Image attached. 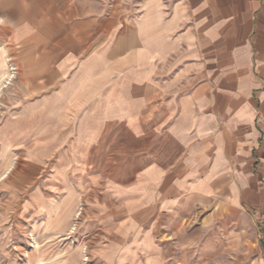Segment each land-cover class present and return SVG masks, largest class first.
I'll list each match as a JSON object with an SVG mask.
<instances>
[{"label": "crops", "instance_id": "0c3cea01", "mask_svg": "<svg viewBox=\"0 0 264 264\" xmlns=\"http://www.w3.org/2000/svg\"><path fill=\"white\" fill-rule=\"evenodd\" d=\"M11 58L29 264H264V0H0Z\"/></svg>", "mask_w": 264, "mask_h": 264}, {"label": "rangeland", "instance_id": "374dc122", "mask_svg": "<svg viewBox=\"0 0 264 264\" xmlns=\"http://www.w3.org/2000/svg\"><path fill=\"white\" fill-rule=\"evenodd\" d=\"M18 67L11 58L7 61V71L11 72L12 76L9 78L8 74L0 76V264H29L35 255L33 249L52 244L53 240L33 234L31 226H27L21 217V203L31 189H24L20 182L18 167L21 164V157L6 155L5 117L10 113L16 115L26 99ZM82 260L83 264H94L86 251Z\"/></svg>", "mask_w": 264, "mask_h": 264}, {"label": "bare ground", "instance_id": "6f19581e", "mask_svg": "<svg viewBox=\"0 0 264 264\" xmlns=\"http://www.w3.org/2000/svg\"><path fill=\"white\" fill-rule=\"evenodd\" d=\"M8 76H11V75H8Z\"/></svg>", "mask_w": 264, "mask_h": 264}]
</instances>
